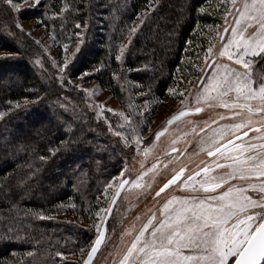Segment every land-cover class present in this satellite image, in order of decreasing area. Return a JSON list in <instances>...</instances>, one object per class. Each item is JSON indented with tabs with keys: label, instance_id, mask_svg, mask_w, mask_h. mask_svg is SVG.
<instances>
[{
	"label": "trees",
	"instance_id": "1",
	"mask_svg": "<svg viewBox=\"0 0 264 264\" xmlns=\"http://www.w3.org/2000/svg\"><path fill=\"white\" fill-rule=\"evenodd\" d=\"M5 1L0 0V233L13 238L0 239V264H68L64 257L80 254L96 234L66 218L91 220L109 207L103 201L107 185L135 154L131 128L119 127L121 117L100 119L71 80L94 73L87 80L97 81L125 112L139 108V115L127 114L141 131V120L154 117L153 104L174 86L186 87L179 75L197 54L198 30L217 21L200 9L214 0H41L26 12H15ZM33 21L60 47L84 35L74 70H55L35 40L16 27ZM118 130L128 144L114 135Z\"/></svg>",
	"mask_w": 264,
	"mask_h": 264
},
{
	"label": "snow or ice",
	"instance_id": "2",
	"mask_svg": "<svg viewBox=\"0 0 264 264\" xmlns=\"http://www.w3.org/2000/svg\"><path fill=\"white\" fill-rule=\"evenodd\" d=\"M223 2L230 4L235 10L234 26L225 27L221 36L227 34L229 28L231 36L226 42L221 40L217 55L226 57L234 64L212 61L213 71L206 74L205 81H201L203 87L195 96L194 111L202 112V103L208 107L222 108L226 110V114L220 115L219 119H230L233 122L216 128H212L207 121L204 122L210 131L201 137L199 144L201 151L211 159L202 161L203 166L189 171L186 176V166L174 170V174L159 187L155 196L159 197L169 186L178 182L189 190V194L167 198L158 212H152L139 229L135 225L125 229L122 242L123 236H130L131 239L118 264H264V72L256 74L253 70L256 57L264 60V0ZM6 3L12 10L19 12L21 5L27 3V0H6ZM40 3L41 0H31L29 6ZM67 7L65 5V9ZM200 11L205 9L201 8ZM225 15L232 13L226 10ZM16 27L23 31L19 23ZM136 31L135 27L129 29L130 33ZM76 35L80 36L81 33ZM83 43V39H80L73 53V60L81 51L80 45ZM67 47L65 44L64 49ZM123 51L124 46L121 45L116 60H121ZM207 51L212 53L213 46L210 45ZM13 55L15 54H6L4 59H11ZM208 59L206 54L204 60ZM68 65L65 54L61 71L67 69ZM16 107H20V104L17 103ZM118 115L128 123L134 134L133 139L139 146L142 139L131 125V116L124 112ZM185 115L186 111H180L167 123L171 125ZM3 116L4 113L0 112V119ZM212 123L217 121L213 120ZM119 127L123 129L124 125ZM166 131L165 128L156 132L155 139L159 140ZM200 131L205 132V128ZM240 132L243 137H248L249 132L253 135L242 140L241 136L236 135ZM114 135L122 137L125 144L129 143V137L123 131H115ZM57 150L50 151L54 154ZM149 151L150 149L145 150V156ZM177 151L176 148L172 149V152ZM158 164L157 158L149 171H154ZM145 175L147 172L136 175L134 179L131 176L121 179L111 203L115 204L121 190L130 180L131 187H143ZM120 176L123 177L124 173L121 172ZM107 187L113 185L109 183ZM101 213L105 215L101 216ZM110 214L111 205L102 207L95 213L100 221H105ZM36 215L44 218L39 213ZM94 226L98 235L83 264H92L93 257L105 239L106 229L102 231L98 222ZM12 238L6 233H0V239ZM79 251L83 259V248ZM28 255L32 256L33 253L29 252ZM63 255L61 252L56 253V256Z\"/></svg>",
	"mask_w": 264,
	"mask_h": 264
},
{
	"label": "rangeland",
	"instance_id": "3",
	"mask_svg": "<svg viewBox=\"0 0 264 264\" xmlns=\"http://www.w3.org/2000/svg\"><path fill=\"white\" fill-rule=\"evenodd\" d=\"M29 5H31V3L27 1V3L21 5L20 10L26 12L30 9L35 10L38 7V5L33 7ZM226 10L230 11L232 15H225ZM205 11L212 14L217 21L215 25L201 27L198 30L200 45L197 48V54L194 58L188 60L190 61L188 64L189 67H187L188 70L179 75V77L181 76L179 80L185 82L186 87L184 86L183 88L179 85L174 86L171 88L172 91H169L163 100L153 104L154 108H156L154 117L151 120H149V118L141 120V131L136 130V134L141 136L144 128H147L146 133H143L141 136L142 143L137 146L134 141L135 154L131 161L126 162L122 171L124 176H119L112 183L113 187L109 188V194L103 197V201L106 202V200H108V203L111 205L112 197L115 196L121 179L129 176L134 179L136 175L147 172V175L143 177V187L133 188L131 187V180L129 181L127 189L120 199L109 223L105 245L94 264H118L121 254L125 251V247L131 239L130 236H123L122 242L121 237L125 229L132 225H135V227L139 229L141 223L144 222L152 212H158V209L167 198L173 195L184 196L189 194V190L184 189L178 182L176 185L169 186L159 197L155 196L159 187L174 174V170L179 169L181 166H186V176L189 171L196 170L198 166H203L201 164L202 161L207 162L211 159L201 151L199 144L201 137L205 136L210 131L205 126L204 122L207 121L211 124L212 128L233 122L230 119H219L220 115L226 114V110L222 108L208 107L202 103L200 107L203 108V111L199 113L194 111L196 107L195 96L203 87L201 81H205L207 79L206 74H210L213 71L211 66L212 61L217 60V62L234 64V62L228 61L226 57H219L217 53L221 48V40L223 39L226 42L231 36V28H229L227 34L223 36H221V34L224 33L225 27L229 25L234 26L233 16H235V10L230 7V4L224 3L223 0H214V2L205 8ZM147 15V12L139 15L133 27L138 29ZM19 24L22 25L23 32L35 40L37 45L40 46L43 55L52 63L55 70L58 69L60 72L67 71V73L74 70V66L79 62L80 54H76L75 60H73L72 57L79 42L68 45L67 49H64V46L60 47L57 45L53 35L49 33L45 27L40 25V21ZM86 29H88V27L83 28L85 31ZM131 35H133V33H131ZM81 37L84 41L83 44H85L87 42L86 38L84 35ZM210 45L213 46L212 53H208L207 51ZM65 54L67 55L69 65L67 69L61 71ZM206 54L209 57L207 61L204 60ZM53 61H55V63H53ZM38 64L42 66V61L38 62ZM201 69H203V72H201ZM253 70L256 74L264 72V60H261L260 57H256ZM93 74L94 73L90 72L85 73L81 77L71 80V83L83 92L90 109L95 111L100 119L107 118L109 120L110 118L117 121V118L121 117L118 115L120 112H124L125 114L129 112L132 117L139 115L137 112V110H139L138 107L136 108V106L131 105L129 111L125 112L122 105L113 95L103 90L97 81L87 80L88 77ZM109 109L112 111H108ZM148 110L150 111L151 108L149 107ZM180 111H191L192 113L175 124L169 125L167 121ZM213 120L217 121V123L213 124ZM108 123L110 127H112V122L108 121ZM120 124L124 125L123 129L130 128L123 117L120 118ZM165 128L167 131L164 132L159 140H156L155 133ZM201 128H205V132H201ZM193 129H195V131H193ZM236 135L241 136L242 140H247L253 133L249 132L248 137H243L242 132L236 133ZM239 142L240 141H237L236 143ZM173 148H176L178 151L172 152ZM146 149H150L147 156L144 154ZM157 158L159 159L158 167L154 171H149ZM104 215L105 213H101V216ZM137 217H139V219H137ZM66 219L69 222L77 223L83 231H90L96 234V236L98 233L94 226L95 223H100L101 228L104 223V221H100L97 216L94 219L86 221L77 217H68ZM92 246L93 243L84 250L83 259L80 253L78 255L64 257L65 262L68 264H83V260L86 259Z\"/></svg>",
	"mask_w": 264,
	"mask_h": 264
},
{
	"label": "water",
	"instance_id": "4",
	"mask_svg": "<svg viewBox=\"0 0 264 264\" xmlns=\"http://www.w3.org/2000/svg\"><path fill=\"white\" fill-rule=\"evenodd\" d=\"M186 112H187V115L181 117V118H180L179 120H177V121H174L172 124H175L176 122L180 121L181 119L185 118L186 116H188V115H190V114L192 113L191 111H186ZM172 124H171V125H172ZM241 139H242V137H241ZM234 142H237V141H234ZM127 186H128V184H126L125 187H124V189L121 190V192H120V196L117 197L115 204H112V203H111V214H110V215H107V218H106V220L104 221V223H103V225H102V228H101L102 231H104V230L106 229V231H105V239H104L103 243L101 244L99 250L97 251V253H96L95 256L93 257L92 264H94V263L96 262L98 256L100 255V253H101V251H102V249H103V247H104V245H105V242H106V240H107V236H108V226H109V223H110V221H111V219H112V217H113V215H114V212H115V210H116V207H117V205H118L120 199L122 198L124 192H125L126 189H127ZM86 259H87V257H86Z\"/></svg>",
	"mask_w": 264,
	"mask_h": 264
}]
</instances>
